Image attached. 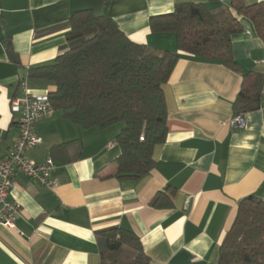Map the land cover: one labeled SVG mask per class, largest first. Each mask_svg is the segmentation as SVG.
Returning a JSON list of instances; mask_svg holds the SVG:
<instances>
[{
	"label": "crops",
	"instance_id": "obj_1",
	"mask_svg": "<svg viewBox=\"0 0 264 264\" xmlns=\"http://www.w3.org/2000/svg\"><path fill=\"white\" fill-rule=\"evenodd\" d=\"M180 2L210 0H0V161L19 137L20 116L11 102L23 84L38 94L56 91L30 80L28 71L79 45L66 37L75 12L91 9L134 43L180 55L164 86L167 139L154 149L155 168L139 180L116 178L121 125L84 129L59 112L37 124L42 144L29 156L54 161L58 187L17 175L9 198L23 213L16 230L0 226V264H101L96 233L114 226L132 231L152 264H218L240 201L264 198V110L246 112L245 129L230 126L244 76L264 74V43L252 21L241 18L244 30L232 48L238 72L184 54L175 34L150 28L152 17L172 13ZM7 42L20 65L9 59ZM159 193L170 207L151 206Z\"/></svg>",
	"mask_w": 264,
	"mask_h": 264
},
{
	"label": "trees",
	"instance_id": "obj_2",
	"mask_svg": "<svg viewBox=\"0 0 264 264\" xmlns=\"http://www.w3.org/2000/svg\"><path fill=\"white\" fill-rule=\"evenodd\" d=\"M241 18L252 21L264 43V1L180 2L172 13L152 17L150 28L154 33L175 34L180 52L238 72L232 48L233 37L244 30ZM70 26L66 37L79 45L50 64L31 68L28 78L56 87L48 95L63 119L84 129L121 125L116 137L121 149L115 161L116 178L139 180L155 168L154 149L167 139L164 86L180 55L134 43L111 18L91 9L75 12ZM7 55L20 65L11 42H7ZM263 82L260 73L244 76L234 103L235 116L259 109ZM168 199L159 193L150 204L170 207L171 201L161 203ZM96 240L101 264H152L141 240L128 229L114 226L98 231ZM218 264H264V198L251 195L240 201L236 219L220 247Z\"/></svg>",
	"mask_w": 264,
	"mask_h": 264
},
{
	"label": "built area",
	"instance_id": "obj_3",
	"mask_svg": "<svg viewBox=\"0 0 264 264\" xmlns=\"http://www.w3.org/2000/svg\"><path fill=\"white\" fill-rule=\"evenodd\" d=\"M259 108L264 110V82ZM11 110L20 116L19 137L7 156L0 161V226L7 230H16V222L22 215L23 208L19 203L10 200L9 196L17 175L23 174L37 180L50 190L58 187V181L52 177L55 169L52 159L37 163L29 156L32 150L42 144V138L37 133V124L55 114L49 95L35 93L24 83L22 95L11 102ZM230 126L232 129H245L244 114L234 116ZM140 140H144L143 136Z\"/></svg>",
	"mask_w": 264,
	"mask_h": 264
}]
</instances>
